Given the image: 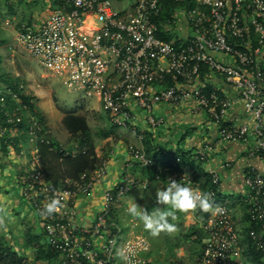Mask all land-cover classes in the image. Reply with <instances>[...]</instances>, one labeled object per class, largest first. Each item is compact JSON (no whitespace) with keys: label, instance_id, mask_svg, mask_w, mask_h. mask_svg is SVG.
Listing matches in <instances>:
<instances>
[{"label":"built area","instance_id":"1","mask_svg":"<svg viewBox=\"0 0 264 264\" xmlns=\"http://www.w3.org/2000/svg\"><path fill=\"white\" fill-rule=\"evenodd\" d=\"M56 1L57 6L37 24L21 22L12 28L5 21L4 26L12 28L8 49L24 46L44 68L61 76L67 88L94 98L116 126L132 122V106L144 112L150 126H157L161 119L152 113L155 104H190L218 124L223 140L247 142L253 135L248 155L264 161V0ZM189 1L192 6H187ZM158 33L172 34L177 44ZM202 70L232 84L252 126L223 122L233 100L197 82ZM14 84L16 89L0 85V139L3 152L14 164L17 193L38 219L50 262L124 264L117 252L126 249L131 264H145L146 236L121 241V226L111 212L132 188H146L148 179L128 175L106 188L92 223L80 225L75 197L90 193L106 174L105 160L77 179L66 178L62 186L52 188L41 168L37 144L44 142L52 150L73 156L85 152L87 146L68 148L52 142L42 121L29 110L31 100L20 96L30 98L32 93L22 81ZM187 84L195 85L187 89ZM10 99L14 104H7ZM211 147L212 143H203L191 156L196 162L206 161ZM130 155L142 167L154 166L156 178L164 173L166 185L170 180L194 189L199 185L195 173L178 166L179 156L160 165L142 148L131 149ZM208 179L214 186L208 192L213 199L219 192L217 168L208 170ZM243 186L247 244L264 261V171L247 167ZM54 195L60 201L58 211L40 216V209ZM215 205L222 213H209L199 224L205 238L190 264H240L244 246L237 227L227 206ZM30 264L45 262L34 258Z\"/></svg>","mask_w":264,"mask_h":264},{"label":"crops","instance_id":"2","mask_svg":"<svg viewBox=\"0 0 264 264\" xmlns=\"http://www.w3.org/2000/svg\"><path fill=\"white\" fill-rule=\"evenodd\" d=\"M113 5L118 7L119 4L113 2ZM122 5L123 3L121 2L120 6ZM50 6L52 7V3ZM54 8L52 7V9ZM1 29L0 57L2 63L4 56L1 55L5 54L6 51L11 52L10 61H12L14 50L8 49L7 44L3 45V40L5 38L8 36L11 38L12 31L4 29V27ZM5 71L9 73V70ZM12 73L13 75L17 74L14 70H12ZM197 82L204 83L207 88H215L219 94L225 95L233 100L231 107L224 115V123L234 126L242 123H246L249 126L253 125L252 118L243 109L240 100H238L237 90L222 76L208 70H202ZM194 85L195 84H187L185 87L187 89H192ZM28 91L30 92L29 89ZM31 93L33 100L36 101V92L34 91ZM235 99H237V101H235ZM99 110L105 118L101 120V127L98 126L99 128L97 127V129H92L91 127L90 131L97 156L99 159L105 160L107 171L106 174L98 180L90 193L79 194L75 197L77 221L80 225L86 226L92 223L93 216L100 205L102 193L106 188L117 185L128 175L135 176L140 180L144 177L147 178L148 184L146 188H141L139 186L132 188L123 196L122 200L113 207L111 212L112 218L121 226V241L125 238L134 237L133 235L144 234L146 236L149 247L146 252H142L143 256H145L152 247L149 237L145 233H142V225L132 220L126 208L128 204L132 202L133 198L135 202L143 206L146 211H151V209L156 206L162 207L163 205L156 204L155 192L157 188L166 186V182L164 173L156 178L153 170L148 167H142L136 163L130 155L131 149L135 147L142 148L146 156L161 163L160 165H168L174 160L175 156H179L181 161L178 166L186 170V172L191 171L195 173L199 179L197 190L199 189L205 192H209L210 189L214 188L208 179V170L210 168H217L220 175L219 187H217L219 192L212 200L214 204L217 202L223 203L226 206L229 204L233 209L238 207L236 197H241V203L245 208L242 197L244 192L243 174L245 169L249 166H253L260 171H264V161L256 156L248 155V148L253 140V135L250 136L247 142L223 140L219 135L218 124L213 122L204 110L195 111L191 109L190 104H155L152 113L156 118L161 119V123L157 126H150L147 123L144 112L136 106H132L133 119L127 127L116 126L108 114L100 108ZM62 116L63 114L60 117V122ZM262 127L264 128V116ZM93 130L95 132H93ZM106 133L109 134L105 136L104 134ZM47 134L50 135L52 142L55 144H61L63 147L68 148H72V146L75 145H65L55 140L48 130ZM66 134L67 137L68 133L66 132ZM94 134H96L95 137ZM207 142L212 143V147L207 155V160L196 162L193 156H191L193 150ZM2 145L0 139V225L5 228L2 224L7 223L8 220H11V222L15 221L17 219L15 216L19 214L24 219V223H21L20 226L22 227L23 225L24 228L26 227V230L23 229L26 238L30 234L39 235L42 242L43 237L37 217L27 205H23L19 202L20 198L18 197L15 185L14 164L7 158L5 152H3L4 149ZM20 201L22 200L20 199ZM197 214L200 215L201 213ZM246 218L245 212L244 217L241 216L240 219ZM204 219L205 218H203L201 214L198 224ZM245 229L247 231L246 226ZM0 233L11 245L16 242L14 233L8 226H6L5 230H1L0 228ZM239 235L244 246L241 252L240 264H264L263 259L248 246L246 232L244 231V234L239 233ZM25 248L27 249L25 250L26 252L24 251L27 253L25 254L27 260L32 261V259H34V250L32 251L30 247ZM199 252L196 253V257L199 255ZM196 257H194L190 263L193 262ZM145 258V264H147L148 257L145 256ZM118 264L121 263L119 262Z\"/></svg>","mask_w":264,"mask_h":264},{"label":"rangeland","instance_id":"3","mask_svg":"<svg viewBox=\"0 0 264 264\" xmlns=\"http://www.w3.org/2000/svg\"><path fill=\"white\" fill-rule=\"evenodd\" d=\"M50 5L51 0H0V35L2 27L12 30V28H16L21 22L37 24L48 15L52 9ZM5 21H8L12 28L5 27ZM7 38L3 40V45L7 44L9 39V42H11V38L9 36ZM13 50L12 61H10L11 52L6 51L5 54L1 55L4 56L1 66L4 70H9L10 76H14L22 81L27 90L36 92V107L40 109L43 123L47 126L46 131H50L55 140L65 145L77 143L75 139H70L69 135L66 137V131L60 122L61 115L67 112L84 114L89 127H92V129H97L98 126L101 127V120L105 116L101 114L94 98L89 97L81 91H73L67 88L61 76L44 68L37 58L30 54L24 46L15 44ZM12 70L16 71L17 74L13 75ZM93 132L95 131L93 130ZM95 136L96 134H94ZM236 199L238 207L233 209L227 204V209L231 218H234L233 221L239 233L244 234V231L246 232V219H240V217H244L245 208L241 203V197H236ZM228 200L231 201L230 199ZM19 202L26 205L20 199ZM15 217L17 218L15 221L11 222V220H8L7 223H3L2 225L5 228L8 226L14 233L16 242L12 246L27 254L25 253V250H27L25 247H30L33 251L36 245L34 243L38 241L37 239L41 242V237L36 235L35 238L37 239H35L34 243H31L32 246H26L27 238L23 232V229L26 230V227L24 228L22 225V228L20 226L21 223H24V219L19 214ZM199 219L200 215L196 211L190 210L188 213L177 212V219L175 221L177 225L176 233L181 229L180 224L182 223H191L196 226V232L187 240H183L182 236L175 238L174 235L176 233L171 235L161 233L158 237H152L142 227V233H145L149 237L151 248L155 250L150 264H189L196 257V253L201 250L205 238V234L198 224ZM0 228L1 230H5L1 225ZM30 263L31 260H28L27 264Z\"/></svg>","mask_w":264,"mask_h":264},{"label":"trees","instance_id":"4","mask_svg":"<svg viewBox=\"0 0 264 264\" xmlns=\"http://www.w3.org/2000/svg\"><path fill=\"white\" fill-rule=\"evenodd\" d=\"M51 3L53 8L57 6L56 0H51ZM192 5V1H189L187 4V6ZM157 35L177 44V40L172 34L158 33ZM14 82L17 83L18 79L14 76H10V74L3 69L0 57V85L5 84V86L16 89V84H14ZM20 96L27 102L28 100H31L29 102V110L36 114L43 123L41 112L36 107L33 97H24L22 93ZM7 104L11 105L14 104V102L10 99ZM61 124L68 133L69 138L77 141V143H75L77 147L86 145L87 149L85 152L73 156L71 154L63 155V152L59 151V149L52 150L50 149V146L44 142L37 144L40 154L41 168L44 171L45 179L50 183L52 188L62 186L66 178L77 179L81 173L89 172L101 163V159L97 156L90 127L84 114L74 112L64 113L61 118ZM43 127L46 131L47 126H45L44 123ZM108 134L109 133H106L104 135L107 136ZM47 135L50 137L49 134ZM2 146L5 148L4 145ZM154 161L161 164L156 160ZM148 168L153 170L155 175L154 166ZM196 212L200 214L198 210ZM180 227L181 229L174 235L176 238L182 236L181 238L183 240H187L196 232V226L191 223H182L180 224ZM35 237L36 235L33 234L28 235L25 243L26 246H32L31 243H34L35 239H37ZM37 240L38 241L34 243V245L36 244L34 246V258L37 261L40 260L41 262H45V264H52L49 255L44 249L43 242H40L39 239ZM154 254V248H151L150 251L145 254V256L148 257L147 264L152 262V256ZM27 261L25 254L15 249L0 233V264H27Z\"/></svg>","mask_w":264,"mask_h":264},{"label":"clouds","instance_id":"5","mask_svg":"<svg viewBox=\"0 0 264 264\" xmlns=\"http://www.w3.org/2000/svg\"><path fill=\"white\" fill-rule=\"evenodd\" d=\"M157 205L151 211H146L141 205H138L134 198L128 204L126 211L133 221L138 222L152 237H158L161 233L174 234L177 231L175 221L177 212L188 213L199 211L201 214L209 212L210 215L222 213V209L216 206L212 200L211 194L202 190H197L188 184L170 180L163 188H157L155 192ZM60 201L53 196L46 202L39 215L49 216L58 211ZM117 254L124 264H131V256L126 249L118 250Z\"/></svg>","mask_w":264,"mask_h":264},{"label":"water","instance_id":"6","mask_svg":"<svg viewBox=\"0 0 264 264\" xmlns=\"http://www.w3.org/2000/svg\"><path fill=\"white\" fill-rule=\"evenodd\" d=\"M209 216V212H204V213H202V217L203 218H207Z\"/></svg>","mask_w":264,"mask_h":264}]
</instances>
